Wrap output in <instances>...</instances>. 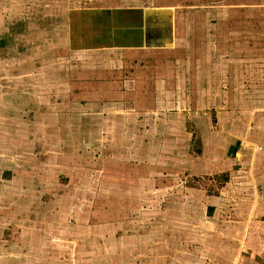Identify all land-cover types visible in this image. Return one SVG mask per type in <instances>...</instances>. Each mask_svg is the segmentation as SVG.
Wrapping results in <instances>:
<instances>
[{
    "label": "rangeland",
    "instance_id": "1",
    "mask_svg": "<svg viewBox=\"0 0 264 264\" xmlns=\"http://www.w3.org/2000/svg\"><path fill=\"white\" fill-rule=\"evenodd\" d=\"M165 6L146 46L131 9ZM244 133L264 0H0V264H236Z\"/></svg>",
    "mask_w": 264,
    "mask_h": 264
},
{
    "label": "crops",
    "instance_id": "2",
    "mask_svg": "<svg viewBox=\"0 0 264 264\" xmlns=\"http://www.w3.org/2000/svg\"><path fill=\"white\" fill-rule=\"evenodd\" d=\"M146 41L143 26L145 45ZM257 104L261 105L258 101ZM249 138L245 133L242 134L241 151L236 152L240 160L232 166L238 168V172L244 175L241 179L242 190L250 191L251 188H255L257 192L255 202L258 203V208L249 209V215L252 217L256 214L257 219H251V227L245 241L247 245L242 248L236 264H264V135H260L254 141H249Z\"/></svg>",
    "mask_w": 264,
    "mask_h": 264
},
{
    "label": "water",
    "instance_id": "3",
    "mask_svg": "<svg viewBox=\"0 0 264 264\" xmlns=\"http://www.w3.org/2000/svg\"><path fill=\"white\" fill-rule=\"evenodd\" d=\"M144 23L146 46L166 48L174 46L175 10L170 6L135 8Z\"/></svg>",
    "mask_w": 264,
    "mask_h": 264
}]
</instances>
